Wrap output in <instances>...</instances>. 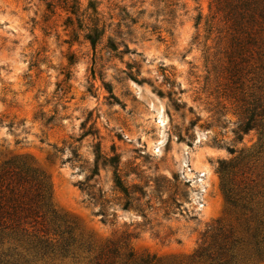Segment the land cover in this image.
<instances>
[{
    "label": "rangeland",
    "instance_id": "1",
    "mask_svg": "<svg viewBox=\"0 0 264 264\" xmlns=\"http://www.w3.org/2000/svg\"><path fill=\"white\" fill-rule=\"evenodd\" d=\"M62 1L0 0V166L20 157L46 176L72 241L45 256L5 241L0 264H210L196 251L219 226L239 264H264L218 172L264 211V152L240 157L261 130L236 133L254 105L264 128V33L239 52L217 0H92V49L90 0L78 16ZM98 140L118 153V187L110 166L91 177Z\"/></svg>",
    "mask_w": 264,
    "mask_h": 264
},
{
    "label": "trees",
    "instance_id": "2",
    "mask_svg": "<svg viewBox=\"0 0 264 264\" xmlns=\"http://www.w3.org/2000/svg\"><path fill=\"white\" fill-rule=\"evenodd\" d=\"M62 2L63 8L70 14L79 15V0ZM217 3L228 10L226 18L230 22L231 29L234 30L232 36L234 47L239 52L245 50V46L240 43L241 36L245 33H264V0H217ZM47 5L48 8H53V0ZM88 8H92L96 16L90 19L91 23L85 27L84 39L90 43L92 49H95L105 29L104 26H99L97 5L92 0L89 1ZM110 47L112 50L117 49L114 44L108 48ZM258 108L259 105H254L249 109L248 117L237 128L236 133L239 138L253 128L261 130L259 142L253 148L242 152L241 159L251 160L264 152V128L256 121ZM73 152H76V148ZM118 163L115 147H111V155H108L102 151L101 141L98 140L95 143V160L90 170L91 177L99 175L100 166H110L114 169L115 185L118 187ZM226 170L227 165L221 162L218 172L224 199L232 208H240L244 213L249 210L246 219L254 221L255 226L251 228L248 225L250 232L248 241L252 245L253 255L262 260L264 259V211L261 212L249 204L248 201L253 197H248L247 194L236 196L235 190L230 187ZM86 179H89V176ZM64 233L68 236L65 237ZM206 233L209 241L201 244L196 251L200 259L210 264H239L233 249L237 239L233 238L231 230L219 226L210 228ZM56 234L60 235L62 241L52 240L51 235L56 236ZM5 241L9 243V250L12 253L17 252L19 246H25L28 253L33 251L37 256L56 254V251L64 254L72 241L69 225L61 220L52 204L46 176L20 157L11 158L0 166V244ZM7 253L11 252L7 251Z\"/></svg>",
    "mask_w": 264,
    "mask_h": 264
}]
</instances>
